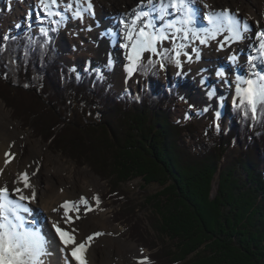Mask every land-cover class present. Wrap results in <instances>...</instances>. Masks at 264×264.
<instances>
[{
  "label": "trees",
  "instance_id": "obj_1",
  "mask_svg": "<svg viewBox=\"0 0 264 264\" xmlns=\"http://www.w3.org/2000/svg\"><path fill=\"white\" fill-rule=\"evenodd\" d=\"M50 34V40L44 33L9 36L0 44V97L12 106L13 118L32 129L34 137L50 140L53 152L75 161L93 152L87 144L75 148V141L104 143L102 157L115 158L119 178L106 173L112 164L89 162L91 157L82 161L96 165L114 189L129 178L141 180L145 190L159 188L140 207L129 203L122 217L135 221L146 207L165 224L178 218L183 227L193 223L199 228V240L162 228L176 251L158 249L152 263L264 264V101L256 109L249 101L235 105L225 131L210 123L204 131L209 140L195 153L184 137L197 127L172 121L176 87L155 92L151 85L138 96L119 95L102 75L79 77L63 63ZM151 62L145 64L147 73ZM66 146L70 155L62 150ZM215 177L218 190L210 198Z\"/></svg>",
  "mask_w": 264,
  "mask_h": 264
},
{
  "label": "bare ground",
  "instance_id": "obj_2",
  "mask_svg": "<svg viewBox=\"0 0 264 264\" xmlns=\"http://www.w3.org/2000/svg\"><path fill=\"white\" fill-rule=\"evenodd\" d=\"M76 1L79 2L71 0L69 9L80 16L86 15V12L82 11L84 10L82 3L78 6ZM125 1L126 5L134 6L143 2L123 0ZM183 1L187 0L173 1L174 8L176 7L173 11L181 9L182 13L185 12L183 16L174 15L167 7L168 2L162 4L166 5L164 8L161 6L159 12L151 13L149 26L141 34L142 39L138 38L133 45L124 40L123 50L126 57L114 53L119 49L114 43L118 27L122 25L117 21L120 15L116 16L118 12L121 13L120 9L113 5L111 0H105L100 2L99 8L97 6L95 9L96 14L93 13L95 17H92L93 4H88V8L93 10H89L91 23L87 24L91 25L90 32L88 29L81 31L83 26H79V17H76L77 20L74 17L73 20L65 22L67 25L75 26L85 41L84 46L77 42L74 50L71 49L73 57L78 60L84 57L86 61L95 59L103 64L109 61L112 66L105 65L116 71L117 75L114 78L116 83L124 86L126 79L135 81L134 77L130 76V71L136 67L134 65L138 56L151 52L156 47L158 39L167 33L165 31L169 25L171 28L177 25L179 31L178 26L181 27L182 24L192 26L194 22L197 25H204L198 29L192 28L195 36L192 45L195 44L196 48L194 47V51L191 50L192 54L184 50L181 56L184 61L191 63L188 79L195 92H189L188 95L195 106L209 104L208 110L211 113L221 114L225 102H234L253 91L255 94H264V63L261 62L264 57V43L260 42L264 32L262 28L264 17L261 8L248 6L243 13L241 8L235 7L239 11L234 10L231 16L229 5H224L225 2L217 5L212 0L209 5L203 7L208 15L207 20L205 18V21L201 22L199 3L188 0L186 6L180 7ZM25 3L28 7V1ZM223 6L227 10H224ZM14 10L13 14L17 21H20L23 13L20 9ZM51 11L55 16L56 13ZM163 12L173 18L167 20L161 27H155L153 23L160 20ZM250 23L255 24L257 32H254V27H251ZM198 34H201L198 36L199 40L196 39ZM107 37L113 44L103 42ZM224 57L227 64L222 62ZM228 93L231 94L230 98L227 97ZM0 107H3L1 102ZM1 108L0 264H136L144 259L146 250L138 248L134 242L110 239L107 214L104 213L102 219L95 221L97 211L94 210L95 207H91L93 204L81 199L84 193H81L78 185L59 174L62 164L57 163L46 169L40 154H29L30 144L16 131L17 124L9 118L10 113L4 112ZM3 192H6V195H3ZM5 202H10V208L17 207L18 210L11 214L3 205ZM26 211L41 212L43 216ZM35 221L40 223V227L35 226ZM65 257L70 262L66 261Z\"/></svg>",
  "mask_w": 264,
  "mask_h": 264
},
{
  "label": "rangeland",
  "instance_id": "obj_3",
  "mask_svg": "<svg viewBox=\"0 0 264 264\" xmlns=\"http://www.w3.org/2000/svg\"><path fill=\"white\" fill-rule=\"evenodd\" d=\"M26 1H28L29 4L28 7H27V3H25ZM55 1L56 0H0V44H4L9 36L19 37L23 34L27 35L29 33L32 32L37 33L39 31L46 33L48 35L49 32L50 33L52 32L55 34V43L60 50L62 57L61 61L63 63H65L68 67L73 66V68L76 70V72L79 75L86 73H91L93 75L96 71H99V73L103 75L106 81L110 85H112V87L118 92L119 95L138 96L142 92L146 91V89L148 90V88L151 85L154 86L155 92H163L168 88L176 87V92L178 96L177 98L173 99L174 101L171 104L172 121L178 122L182 125L193 124L197 127V130H195L194 133L188 132L184 137L185 142L187 143V145H189L190 150H192L195 153H198L202 144H205V142L209 138L208 135L204 134V131L205 128L208 127L210 123L217 122L216 124H219V126L222 127V129H226L228 127L229 116L231 115V109L233 105L245 101H249L253 105V108L256 109L258 107V104L264 101V94L258 93L259 94L258 95L255 94V92L253 91L249 95L242 96L241 98H237L234 102L231 101L230 103L225 102L224 111L221 112V114L215 112L211 113L208 110L209 109L208 106H210L209 104L200 105L199 107L195 106L194 102H192L191 100V97L188 95L189 92H195V88L190 84V81L188 79L191 63L190 61H184L181 56L184 50L190 51V53L188 54H192L191 50L194 51V47L196 48V46H194L195 44L192 45V40L193 38H195L192 28L198 29L204 27V25L202 24L197 25L194 22L192 26H187L183 24L181 27L178 26V28H180L179 31L177 30L176 27L177 25H174L173 26L174 28H171V26L169 25L168 30L165 31L167 33L161 38H159L160 40L158 39V41L155 43L156 47H154V49L152 50L153 52L151 51L148 54L143 53L140 54V56H138V60L134 65L136 67L133 69V71L132 70L130 71V76L134 77L135 81L133 80L131 81V79H126L125 85L119 86V84H117L114 79L115 76L117 75L116 71L111 67H109L110 65L112 66V64H110L109 61L108 63L107 62L105 63L106 65L109 66H106L105 64L100 63L95 59L92 61L91 59L89 61H86L87 59H84V57H82V59L80 60L73 57V53L71 49L74 50L73 47L78 43L84 46L85 41L81 37V34L79 33L78 29L75 28V26L72 27L71 25H67L65 23L68 22L69 19L73 20L75 17V19L77 20L76 17H79L78 19L79 21L78 23H80L79 26H83L81 31H83L84 29L85 30L88 29V31L90 32L91 25L87 26V24L91 23V21L89 20V16H90L89 10L90 9L91 11L93 10L92 8H88V4H93L92 6L94 8V11L91 13V16L95 17L93 16V13L96 14L95 9L97 8V6L99 8L100 2H104L105 0H79L78 3L76 1V4H78V6L79 3L80 4L82 3L81 6L84 7V10L82 9V11L86 12L85 13L86 15H82V16L78 15L77 12L73 10L71 11L69 9V4L71 0H57L56 1L57 3ZM111 1L112 4L117 6L122 13L121 14L120 12H118L116 14V16L117 15L121 16V17L120 16L117 17V21L120 22L122 25L118 27L119 29L117 30V37L114 43V46L116 45L115 47L119 48L116 49L114 53L119 56L121 54V56L123 55L122 57L127 56L126 52H124L123 50L125 41L128 40L133 45L135 43V40H138V38H140L141 40L142 39L141 34L149 26L148 22H150L149 20L151 19L149 15L153 12H157V11L159 12L161 6L162 8H164V5L166 4L162 5L163 3L166 2L169 3L167 4V7L170 8L171 12L174 15L179 17V15L183 16L185 14V12L182 13L181 9L179 10L177 9L178 11L174 10L175 12L173 11L174 0H163V2L161 0H143V2L137 0L140 2V4H137L135 0L134 2L136 3V6H134L133 4L126 5V1L123 2V0H111ZM181 1L182 0H180V2ZM190 1H196L199 3L198 6L200 10L198 12L200 14V20L201 22L203 20L205 21V18L207 17L208 14L203 7L205 5H209L210 1L212 0H190ZM213 1L217 5L222 4V2H225V4L224 3L223 4L226 6L229 5L230 9L232 10L231 11L228 9L231 16L232 14H234V10H237V12L239 11V9L236 8H241L244 13V9H247L248 6H250V7H257L258 9L261 8L263 15L262 17H264L263 14L264 0H213ZM183 2H184L183 5H180V7L186 6L187 5L186 2H188V0ZM53 5L56 7H54ZM220 7H222V5ZM15 8L16 10L20 9L21 12L23 13L20 21H17V18L13 14ZM46 8L48 9L46 10ZM121 8H125L127 10H123ZM51 10H53L56 13L55 16L53 15V12ZM224 10L227 9L224 8ZM168 15L169 14H166V12H163L162 15L160 16V20L153 23L154 26L156 25L155 27H159V26L161 27L164 23L167 22V20L173 18V17H169ZM111 20H113L112 17ZM250 25L251 27H254V32L258 31V28H256L255 24L250 23ZM199 35L201 34L197 35L196 37L197 40H199L198 39ZM48 39L50 40V38ZM110 40L111 39L107 37L103 39V42L113 44V42H111ZM117 50L120 51L117 52ZM118 59L121 61L120 58ZM263 59L264 57L261 60L262 63H264ZM152 60L155 61V64H153L152 69H150V67L148 66L149 67L148 72L150 73H147L146 70L147 66H145V64L146 65L148 63L152 64L151 62ZM226 60H227L226 57H224V59L222 60L223 64H227ZM155 67L156 69L153 70V68ZM142 70L143 71L145 70L146 73H144ZM226 85L230 86L229 84ZM230 95L231 94L228 93L227 97L230 98ZM0 102L3 105V107L0 108L4 112H9L10 113L9 118L13 123L17 124L18 130L16 131H18L22 135V137L30 144V146L28 147L29 154L30 153L40 154L43 161V166L46 169L52 168L57 163L62 164V170L59 172V174L63 177H66L69 182L78 185V188L81 191V193H84L83 194L84 196L81 197V199L93 204V206L91 207H95L94 210L97 211L96 213L97 218L95 221L102 219L104 213L107 214L109 218L107 223L111 231L109 234L110 239L117 241L121 240L126 242H134L138 246V248L146 250V257L140 260L139 262H137L136 264H155L152 263L153 258L151 256H155L158 249L161 248L167 249L168 251L171 250V252L176 251L174 247H171L173 242L170 241V239H168V236L165 233H163L164 231L162 230V228L164 229L167 228L171 230L172 234H176V235L189 234L188 237L191 239L199 240L200 236H202L199 235L200 233L198 231L199 228L195 224L192 223L186 225V227L185 226L183 227L180 225V221L178 220V218L176 221L171 222L170 224H165L162 222V219H159L155 216V214L153 213L155 211L153 209L151 211L146 207L145 209L144 208L142 209L140 215H138L137 220L136 218L135 219L133 218L135 221H132L130 216H129L130 219L128 217H122V214H124L123 212L127 211L125 208L128 206L129 203L130 206L134 207L137 204L138 205L137 207H140L144 203L145 196H147V194L151 195L157 192L159 188L149 185L146 187L147 190H145L142 187L143 183L141 180L129 178L128 181H124V183L122 182L119 188L114 189V186L112 185L110 179L105 177H100L98 175V173L101 172H98L97 169H95L96 165L93 166L92 168L87 163L83 164L84 161H82L84 159H88L91 157L88 160L89 162L94 163V161L96 162L95 159H97L101 165L112 164L109 168L111 173L107 172L106 169L105 171L106 173L113 175L112 179L119 178V176L122 175V172L121 171L115 172L116 167L113 166V163L116 162L115 158L113 156H109V158L104 160L102 157L103 150L105 148V145H103L104 143L100 144L99 142H96L94 140L91 142H87L86 138L80 141L78 140L75 141L76 144L74 143V147L79 150H82V148L85 147L86 144L88 147L93 149V152L89 151L87 152L88 155L85 154V156L87 157L84 158L82 157L80 159L81 162L79 160L75 161L71 157L62 155L61 152H55V151L53 152L49 148L50 140L46 142L44 141V139H42V137H34L32 129H29L28 127H24V126L22 127V125L20 124L21 121L13 118L12 106H10L8 102L4 100L2 97H0ZM14 130L15 129H13V131ZM96 144L97 145L100 144L101 148L100 146L97 147ZM65 148H63L62 150H64L67 154L70 155L71 153L68 152L71 150L70 147L68 148V146H66ZM262 154H264L263 151L260 152V156ZM234 155L235 154H231L232 157H235ZM261 158H262V164L260 165V170L263 171L264 174V156ZM120 161H124L125 163L129 164L131 162V158L130 159L121 158ZM216 177L215 180L212 182L213 189L210 194V198L215 197L218 190V182ZM115 190H117V192ZM76 204L77 203H75V206ZM29 213L43 216L41 212H29ZM175 213L177 214V217H180L177 211H175ZM186 232L187 234H185ZM46 235L49 238L48 233H46ZM145 245H148L149 247H146ZM197 254H199V252L195 254L191 253L188 255L187 259H192ZM65 259L66 261L70 262V260L67 257H65Z\"/></svg>",
  "mask_w": 264,
  "mask_h": 264
}]
</instances>
